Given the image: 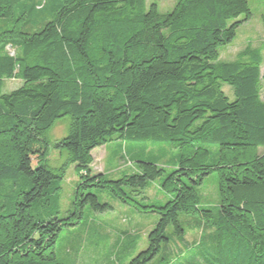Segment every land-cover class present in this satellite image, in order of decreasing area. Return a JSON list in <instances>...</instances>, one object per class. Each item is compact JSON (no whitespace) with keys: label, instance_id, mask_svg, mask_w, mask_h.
I'll return each instance as SVG.
<instances>
[{"label":"trees","instance_id":"trees-1","mask_svg":"<svg viewBox=\"0 0 264 264\" xmlns=\"http://www.w3.org/2000/svg\"><path fill=\"white\" fill-rule=\"evenodd\" d=\"M250 18L247 0H176L166 13L147 0H0V264H62V230L77 227L86 207L112 210L92 189L158 221L136 254L127 235L105 261L90 253L83 263L77 246L71 264H152L163 244V264H181L192 253L182 224L190 217L208 228L197 247L212 242L202 264H264L262 49L247 44L219 61ZM11 80L20 85L6 92ZM65 119L67 134L52 142ZM112 141L156 156L127 161L130 172L116 179L94 174L91 152ZM51 145L58 160L67 156L58 167ZM72 165L77 184L62 211ZM212 174L217 198L208 205L199 191ZM157 180L164 200L145 203ZM169 227L177 252L167 247Z\"/></svg>","mask_w":264,"mask_h":264},{"label":"rangeland","instance_id":"rangeland-1","mask_svg":"<svg viewBox=\"0 0 264 264\" xmlns=\"http://www.w3.org/2000/svg\"><path fill=\"white\" fill-rule=\"evenodd\" d=\"M176 0H147V5L155 3L161 13H166L170 11ZM250 11L251 18L244 24H242L236 32V37L234 41L228 46L222 47L219 50V61L230 62L236 59V55L245 48L248 44L252 48L262 49V63L260 66L261 75L264 74V26L262 24V19L264 18V0H247ZM9 51L11 49L9 48ZM262 91L261 95L264 98V81L261 82ZM20 85L18 80H11L5 82L4 90L6 92L12 91ZM223 90L231 96V91L228 87H224ZM68 132V120L59 121L50 130L48 137L53 142L55 140L63 138ZM93 157V163L91 165V170L94 174L102 173L105 174L108 179H116L119 177V170L130 172L129 163L127 161H133L134 159L146 160L147 157L153 156L155 158L156 154L150 149H143L140 147H133L122 141H112L105 146L94 149L91 152ZM66 154L62 153L61 159L58 157V152L53 149V145L50 147V165L60 166L64 163L66 159ZM58 161V162H57ZM134 164V163H133ZM159 180L150 183L145 195L151 199L150 202L145 203H156L157 201L164 200V194L159 187ZM77 184V174L75 172L74 166H69L66 170L65 178L62 182L61 188V210L65 211L69 207L73 194ZM215 177L210 175L204 183V186L200 189L199 194L201 201L212 205L215 203L217 196L215 195ZM94 195L97 196L101 203H108L112 206L111 211H107L102 214H95L89 211L86 207L84 210L83 217L77 225V227H72L68 229H63L59 235L56 243V257L57 260L62 264H71L69 259V252L75 249L77 246L81 247V252H83V263L86 262L85 256H89L90 253L95 254V258L105 259L107 255L114 251L115 246L121 245L122 237L129 236L136 238V246L133 248L135 253L142 251L147 245L148 233L154 228L158 221V216L151 213H140L134 209L121 204L120 202L114 200L108 193L99 190H90ZM61 217L64 216L60 214ZM181 221V220H180ZM184 229V239L188 242V245L192 248V253L189 254L188 259L185 258L180 261L181 264H202L201 255L203 257L209 258L212 254V242L203 238L201 240V247L199 245V239L204 232L206 236V231L208 228L202 221L197 217H190L189 220H182ZM92 228V233L87 235L86 229ZM172 229L169 227L165 234L170 238L169 247L173 252H177L175 244H181L180 240L173 238ZM118 243V244H117ZM98 245V250L96 249ZM129 243L124 242L122 248L128 246ZM166 245H162L160 252L154 258L152 264H163L170 258L167 253L165 254ZM113 248V249H112ZM178 249H180L178 247ZM187 248L183 247L182 252ZM189 249V247H188ZM89 253V254H86ZM117 253L114 252L112 256ZM99 256V257H97ZM119 257V256H118ZM196 258V262H194ZM80 259V258H79ZM97 259V260H101ZM111 263H116L114 259H111ZM110 263V264H111Z\"/></svg>","mask_w":264,"mask_h":264}]
</instances>
